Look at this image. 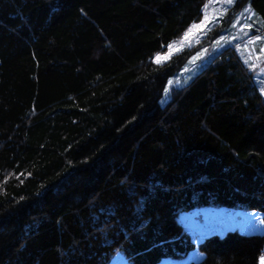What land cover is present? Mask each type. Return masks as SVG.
Wrapping results in <instances>:
<instances>
[{
	"label": "trees",
	"instance_id": "1",
	"mask_svg": "<svg viewBox=\"0 0 264 264\" xmlns=\"http://www.w3.org/2000/svg\"><path fill=\"white\" fill-rule=\"evenodd\" d=\"M208 2L0 0V264L193 250L183 264H260L264 231L196 246L177 219L215 205L264 214V62L241 39L210 44L244 8L246 33L263 32L264 0H233L201 42L153 61ZM202 43L190 79L168 87Z\"/></svg>",
	"mask_w": 264,
	"mask_h": 264
},
{
	"label": "rangeland",
	"instance_id": "2",
	"mask_svg": "<svg viewBox=\"0 0 264 264\" xmlns=\"http://www.w3.org/2000/svg\"><path fill=\"white\" fill-rule=\"evenodd\" d=\"M233 0H209L205 8L203 17L193 23L189 30L180 38L171 41L167 45V49L163 52H158L153 61L160 63L168 59L172 54L179 51L185 46L197 44L202 41V38L212 29L213 23L218 22V18L223 15L229 4ZM243 9L236 14L231 25L237 23L236 28H230L226 34H216L212 37L210 44L214 49L226 44L227 42L243 40L240 44L242 52L245 53V58L251 61L264 62V31L259 34L248 35L246 31L252 27L253 13ZM187 34V35H186ZM186 36V38H185ZM195 53L186 61L183 67L179 70L175 77L169 78L167 81L168 87L171 85L184 84L190 79V75L197 69L199 60L206 51L205 43H202ZM157 57L160 62H157ZM189 77V78H188ZM258 78L264 82V65L262 73L258 74ZM259 80V81H260ZM261 91L264 93V85L259 83ZM169 97V92L166 93V88L163 91L160 102H165ZM252 210V209H250ZM263 213L257 210L247 211L233 206L215 205L205 206L193 210L182 211L178 214L177 219L181 222L183 228L191 233L192 239L197 246L202 238L211 232L224 233L228 230H237L243 233H261L264 231ZM192 251L184 258H169L163 259L159 264H183L186 261L199 259L200 254ZM109 264H130L118 251L112 258ZM260 264H264V254L260 257Z\"/></svg>",
	"mask_w": 264,
	"mask_h": 264
},
{
	"label": "crops",
	"instance_id": "3",
	"mask_svg": "<svg viewBox=\"0 0 264 264\" xmlns=\"http://www.w3.org/2000/svg\"><path fill=\"white\" fill-rule=\"evenodd\" d=\"M192 252H193V253H195V250H193ZM196 254H200V257H199V258H201V257H202V253H201V252L197 251V253H196Z\"/></svg>",
	"mask_w": 264,
	"mask_h": 264
},
{
	"label": "snow or ice",
	"instance_id": "4",
	"mask_svg": "<svg viewBox=\"0 0 264 264\" xmlns=\"http://www.w3.org/2000/svg\"><path fill=\"white\" fill-rule=\"evenodd\" d=\"M187 35V34H186ZM185 38H186V36H185ZM157 62H160V58L159 57H157Z\"/></svg>",
	"mask_w": 264,
	"mask_h": 264
}]
</instances>
